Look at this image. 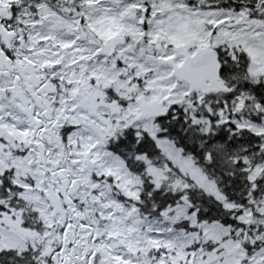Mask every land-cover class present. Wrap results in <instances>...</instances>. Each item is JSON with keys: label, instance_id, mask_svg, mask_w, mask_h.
I'll list each match as a JSON object with an SVG mask.
<instances>
[{"label": "snow or ice", "instance_id": "obj_1", "mask_svg": "<svg viewBox=\"0 0 264 264\" xmlns=\"http://www.w3.org/2000/svg\"><path fill=\"white\" fill-rule=\"evenodd\" d=\"M0 264H264V0H0Z\"/></svg>", "mask_w": 264, "mask_h": 264}]
</instances>
